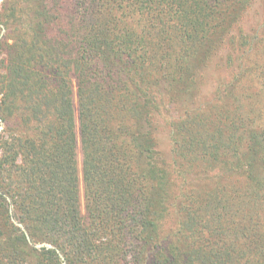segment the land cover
<instances>
[{
  "label": "trees",
  "instance_id": "16d2710c",
  "mask_svg": "<svg viewBox=\"0 0 264 264\" xmlns=\"http://www.w3.org/2000/svg\"><path fill=\"white\" fill-rule=\"evenodd\" d=\"M1 6L0 264H264V0Z\"/></svg>",
  "mask_w": 264,
  "mask_h": 264
},
{
  "label": "rangeland",
  "instance_id": "374dc122",
  "mask_svg": "<svg viewBox=\"0 0 264 264\" xmlns=\"http://www.w3.org/2000/svg\"><path fill=\"white\" fill-rule=\"evenodd\" d=\"M3 0H0V9H1V3ZM258 2L260 0H257ZM256 8H253L251 10H248L244 16V23L245 26H251V25H255V23L260 20V13H263V9L261 6H259L257 3L255 4ZM4 32V30L2 31V33ZM227 52H230V48L229 47H223L220 50H218V52L215 53V55H213V57L211 58V62L209 63L208 68H203L201 70H205L202 72V83L201 86H197L198 91L195 97V101L198 102L197 100H199L200 102L203 101L202 104H200V107L202 109H205V102L210 103L211 98H209V96H212L214 90L218 87V85L220 84V78L225 77H229L230 74V70H236L235 68L233 69L234 66H227L226 64L223 63V59L224 56ZM4 56V54L2 55ZM1 70H5V67H2ZM212 76H214L213 78H211ZM212 80V82L210 83L209 80ZM261 85H258V87H260ZM75 89H76V84H75ZM260 97V96H259ZM261 98V97H260ZM262 103L261 106H264V97L261 99ZM75 104H76V109H77V97L75 95ZM192 103L189 105V108L191 107ZM186 108H188L182 101L180 100H175V101H170V104L168 105V109L170 111V115L174 116V117H182L184 114V111L186 110ZM264 109V108H263ZM158 122V123H157ZM155 124V129H157V136L160 138V146H162V150H165V146L167 143V138L165 135V130L162 129V125L160 123V120H158ZM262 123H264V116L262 119ZM248 130L252 129L249 128V124L247 125ZM4 128V123L1 122L0 123V132L3 130ZM243 134V133H241ZM244 136H247L246 134H244ZM80 164H81V154H80ZM217 167H219V163H217V161H213L212 163H208L207 161H204L202 168H205L206 170H208V172H210V174H213L215 172V170L217 169ZM201 179L204 181L208 180V181H217V177L214 176V178H210L209 177H205V176H200L199 178H197V182L200 181V183L202 182ZM196 182V183H197ZM177 215L174 213L172 214L166 224L164 225L166 228H174L177 225ZM20 226H22L21 223H19Z\"/></svg>",
  "mask_w": 264,
  "mask_h": 264
}]
</instances>
